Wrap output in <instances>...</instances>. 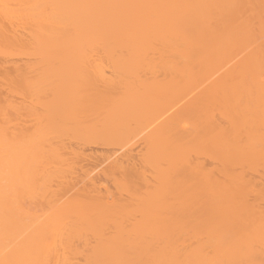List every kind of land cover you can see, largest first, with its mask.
Returning <instances> with one entry per match:
<instances>
[{"label": "bare ground", "instance_id": "obj_1", "mask_svg": "<svg viewBox=\"0 0 264 264\" xmlns=\"http://www.w3.org/2000/svg\"><path fill=\"white\" fill-rule=\"evenodd\" d=\"M0 264H264V0H0Z\"/></svg>", "mask_w": 264, "mask_h": 264}, {"label": "rangeland", "instance_id": "obj_2", "mask_svg": "<svg viewBox=\"0 0 264 264\" xmlns=\"http://www.w3.org/2000/svg\"><path fill=\"white\" fill-rule=\"evenodd\" d=\"M108 73V72H107ZM140 147L138 148H133L132 151L130 152V154L133 155V157L137 158L139 153H140ZM102 152H107L110 153V155H115V156H119L120 155V150L117 148H105V147H96V148H92V149H87L86 154H88V156H92L93 158L98 157V155ZM93 158H88L87 161L84 162V165L86 167H94V163L95 160ZM99 182L101 185V188L103 191H113V187L111 185V183L109 182V180L107 178H105L104 176H100L99 177Z\"/></svg>", "mask_w": 264, "mask_h": 264}]
</instances>
